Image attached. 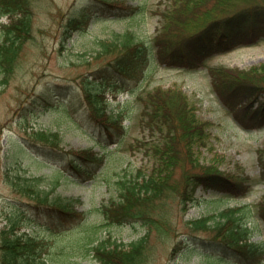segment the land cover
<instances>
[{"label":"trees","instance_id":"trees-1","mask_svg":"<svg viewBox=\"0 0 264 264\" xmlns=\"http://www.w3.org/2000/svg\"><path fill=\"white\" fill-rule=\"evenodd\" d=\"M44 3L46 0H0V92L11 84L15 70L20 69L23 51L39 40L36 31L43 28L36 26L35 15ZM137 8L124 0H76L58 20L60 32L56 51L63 53L68 48V40L86 31L95 16ZM158 12L160 27L151 39L140 38L130 29L114 32L110 38L99 42L95 56L101 59L100 63L77 78L81 88L79 96L90 107L88 120H97L107 130L116 127L112 139H121L119 127L128 114L124 105L108 113L107 96L132 90L123 77H131L137 68L153 60L179 68L197 66L235 45L251 44L264 38V0H168ZM4 16L8 19L2 20ZM209 69L212 87L223 107L246 124L249 118L257 126L264 125V63L247 68L218 65ZM132 94L143 104L139 121L159 134V141L137 139L136 146L145 148L153 164L147 173L139 168L134 177L119 178L118 197L110 198L97 208L103 223H93L83 229L81 238L72 239L64 253L67 261L82 264V258L91 256L98 264H150L154 260L155 243L163 242L173 246L172 250L184 253L194 250L191 243L207 244L222 264L262 262L264 240L253 237L261 232L254 216L264 222V199L255 204L227 206L217 213L190 219L185 239L176 244L168 243L177 233L176 226L173 229L170 226L166 207L169 198L176 197L179 210L186 213L199 200L196 195L199 187L242 196L251 189L255 178L244 173L240 165H237L238 171H226L216 160L201 161L200 149L209 143L210 127L214 122L199 115L198 106L181 86L158 85L145 93L132 90ZM65 95H77L73 81L46 82L24 98L26 101L18 113L24 133H9L2 146L4 155L14 167L20 162V154L28 151L27 155L38 167L53 168V175H27L15 168L5 176L15 192L29 197L36 205L47 207L46 221L47 214L62 218L80 213L76 204L81 199L63 196L58 191L60 179L73 175L86 180L92 175L91 163L95 166L102 159L92 148L64 149L58 130L33 126L32 119L46 109L55 107L69 113L65 101L52 104L54 97ZM238 109L240 114H237ZM46 149L64 151L60 158L49 154L40 160L38 154L47 153ZM68 154L71 156L65 158ZM257 154L260 173L256 180L264 183V145L258 148ZM178 169L181 170L180 178L176 177ZM43 185L47 186L43 188ZM16 199H4L9 210L3 212L5 223L0 226V264H46L49 241L36 230L21 231L32 223L24 216L25 208ZM211 218L214 222H209ZM50 223L45 222V225ZM124 223H139L146 231L130 242L112 238L110 231L106 238L98 233L101 227ZM201 231H210V236L198 237ZM81 250L78 259L77 251Z\"/></svg>","mask_w":264,"mask_h":264},{"label":"rangeland","instance_id":"rangeland-1","mask_svg":"<svg viewBox=\"0 0 264 264\" xmlns=\"http://www.w3.org/2000/svg\"><path fill=\"white\" fill-rule=\"evenodd\" d=\"M75 1L46 0V4L44 3L37 9L35 24L43 28L36 31L39 40L34 41L23 51V58L19 64L20 69L15 70L11 84L0 92V166L2 168H0V226L5 223V211L9 210L8 203L4 199L17 198L18 204L25 208L24 216L32 223L22 230H36L37 233L48 238L50 246L48 245L46 264H71L65 258V249L72 243L73 238L82 237L83 229L95 222L99 225L103 223L102 214L96 208L107 203L110 198L118 197L119 189L116 184L118 178L125 175L134 177L139 168H142L144 173L150 171L153 160L142 145L136 146L137 139L160 140L158 132L151 131L146 123L140 121L135 123L139 116L140 103L130 93L125 92L117 98L108 94L109 101L106 109L108 113L116 112L124 105L126 113L134 120L125 119L123 121L124 124L131 125L121 141H106L109 136L105 131H101L105 129L104 126L97 120L87 122V104L84 105V101L79 96L81 88L77 78L100 63L101 59L95 56L99 50V42L104 38H110L114 32H124L130 29L140 38L151 39L161 23L158 10H162L168 0H124L127 3L144 7L141 10L137 8L135 11L95 16L89 22L86 31L74 34L68 40V48L63 53H59L56 51L60 32L58 20L61 19L62 12H67L68 7ZM7 19V16L2 18V20ZM260 63H264V38H258L249 45L237 46L215 54L206 59L204 63L192 68L178 69L156 62L151 63L137 68L133 72L134 76L128 80L127 86L130 89L144 92L157 85L181 86L198 106L199 115L214 122L210 127L209 143L200 149L201 161L216 160L220 168L226 171H238L237 165H240L244 173L255 178L251 189L242 196L225 195L199 187L196 191L199 200L191 205L186 213L179 210L176 197L169 198L166 207L168 217L171 218L170 226L172 229L176 226L177 233L169 239L168 243L176 244L178 240L185 239V233L189 230L187 221L190 219L217 213L227 206L243 203L255 204L264 199V183L256 180L259 179L260 173L257 150L264 145V128L256 129L249 124L247 126L239 122L231 112L223 107L212 87V76L209 69V67L218 65L247 68ZM60 81H73L77 88V95L54 97L52 104L65 101L70 112L65 113L55 107L46 109L32 119L33 126L36 129L60 131L62 137L60 143L65 149L92 146L104 154L105 159L90 181L77 183L70 179H60L61 186L58 187V191L63 196L80 198L82 201L77 203L76 207L81 212L73 220L68 221L64 216L61 218L62 222L59 219L46 226L47 221L44 214L48 212L47 207L36 205L29 197L15 192L5 176L13 172L15 168L27 175L52 174L51 167L47 165L38 167L33 158L27 155L28 151L20 154V162L14 167L4 155L2 146L9 133L14 131L24 133L20 126L18 113L26 97L38 91L46 82ZM132 142L133 146L130 145ZM62 153L61 150H47V153L38 155L40 160H44L49 154H55L57 158H60ZM176 177H181L180 169L177 170ZM46 186L43 185V188ZM254 217L261 229L260 233L255 234L254 239H264V222ZM251 221V225H254L255 222ZM209 222H214V219L211 218ZM141 226L139 223L114 224L111 227H101L98 233L101 238H106L109 237L110 231L112 238L130 242L145 233L146 228ZM200 236L207 238L210 236V231H201L198 234V237ZM191 242H193L192 239ZM191 245L194 250L192 248L189 253H184L183 250L178 252L172 250L171 245L156 242L154 260L150 264H222L215 259L217 253L207 247V244L191 243ZM82 250L77 251L78 259L79 255H82ZM80 262L98 264L91 256L82 258Z\"/></svg>","mask_w":264,"mask_h":264}]
</instances>
